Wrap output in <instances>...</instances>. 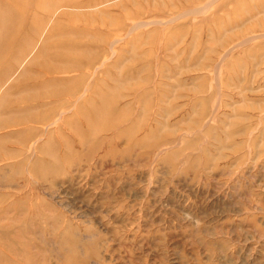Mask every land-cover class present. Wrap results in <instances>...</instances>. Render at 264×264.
<instances>
[{"label":"rangeland","instance_id":"1","mask_svg":"<svg viewBox=\"0 0 264 264\" xmlns=\"http://www.w3.org/2000/svg\"><path fill=\"white\" fill-rule=\"evenodd\" d=\"M263 34L264 0H0V264H264Z\"/></svg>","mask_w":264,"mask_h":264},{"label":"bare ground","instance_id":"2","mask_svg":"<svg viewBox=\"0 0 264 264\" xmlns=\"http://www.w3.org/2000/svg\"><path fill=\"white\" fill-rule=\"evenodd\" d=\"M262 35V34H261ZM264 35V34H263ZM257 37V36H256ZM264 37V36H263ZM253 38V37H252ZM247 39V38H246ZM249 39V38H248ZM245 41H243V43H244ZM249 42V41H248ZM112 43V42H111ZM231 50V49H230ZM228 56V55H227ZM225 60V59H224Z\"/></svg>","mask_w":264,"mask_h":264}]
</instances>
